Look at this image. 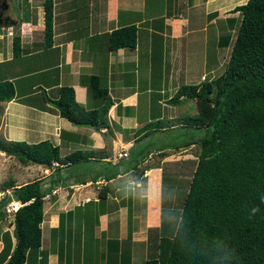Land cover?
Returning a JSON list of instances; mask_svg holds the SVG:
<instances>
[{"label":"crops","instance_id":"0c3cea01","mask_svg":"<svg viewBox=\"0 0 264 264\" xmlns=\"http://www.w3.org/2000/svg\"><path fill=\"white\" fill-rule=\"evenodd\" d=\"M241 1L52 0L53 34L46 45L44 0H0V80L11 81L15 89L11 99L0 101V137L50 139L62 154L75 149L107 152L58 169L0 149V199L12 191L1 185L6 181L20 185L41 178L49 188L41 244L27 251L23 264H132L157 254L161 222L174 218L170 210L163 218L162 207L177 205V171L179 165L195 162L196 153L189 151L196 144L160 148L168 143L160 144L159 137L158 145L138 155L136 149L148 147L145 142L154 134L136 142V131L159 111L175 117L166 114L177 111L184 99L178 104L165 100L180 84L193 83L176 81L184 66L193 64L189 52L197 48L199 53L203 46L204 66L222 64L221 50L230 52V32L241 19L232 8ZM130 24L136 26L135 46L109 49L107 34ZM15 36L18 54L13 52ZM196 38L202 40L199 46ZM210 46L214 54L207 58ZM93 76L100 77L113 99L109 125L100 129L71 122L50 100L59 86L68 84L77 100L95 105L88 96ZM2 209L0 251L5 235L11 249L16 241L13 218Z\"/></svg>","mask_w":264,"mask_h":264},{"label":"trees","instance_id":"16d2710c","mask_svg":"<svg viewBox=\"0 0 264 264\" xmlns=\"http://www.w3.org/2000/svg\"><path fill=\"white\" fill-rule=\"evenodd\" d=\"M232 9L240 11L241 19L223 71L180 84L165 100L178 104L192 98L196 111L172 118L161 116L159 111L136 131L138 142L147 135L178 129L190 136L182 141L173 139L160 148L179 149L195 143L199 150L180 206L162 207L163 218L169 210L174 218L161 222L157 254L132 264H264V0H246ZM52 34L53 3L44 0L46 45L51 43ZM136 35L133 24L116 27L107 34L108 47H134ZM13 52H20L16 36ZM99 78L93 76L88 87V96L97 102L93 106L77 100L72 85L59 86L57 96L50 99L59 114L76 124L107 127L113 99ZM14 94L13 83L0 80V101ZM0 149L24 161L56 165L58 169L107 153L75 149L62 154L60 146L50 139L27 142L1 137ZM149 149L138 148L136 153L143 155ZM1 185L12 188L0 199L4 212L11 199H19L22 205L14 212L15 244L11 249L10 237L5 235L0 259L8 255L5 264H23L27 251L41 244L44 195L49 188L43 186L41 178Z\"/></svg>","mask_w":264,"mask_h":264},{"label":"rangeland","instance_id":"374dc122","mask_svg":"<svg viewBox=\"0 0 264 264\" xmlns=\"http://www.w3.org/2000/svg\"><path fill=\"white\" fill-rule=\"evenodd\" d=\"M246 1V0H245ZM244 1H241V3ZM212 7V4L210 5ZM200 24L203 22L202 18H199ZM240 22V20H239ZM199 24V25H200ZM236 28L233 32H230L231 34H233L235 36V32H236ZM202 35V34H201ZM213 38H210V45H212L211 40ZM201 39L200 38H196L194 39V42L198 44V46L201 44ZM213 48V45H212ZM204 47L202 46V49L200 50L199 53H197V50L199 51V49L195 48L193 52H189V54L192 56V66H184V69L182 70V72L180 73L181 76L178 78V80H176L178 83L179 82H183V81H191V82H195L198 81L200 79H202L203 77L205 78H211L213 76L218 75L219 73H221L225 67V63L227 61V56L229 52V49L224 48L223 50H221V54L219 55V58L221 59L222 64L221 65H217V66H204L203 63L201 62V60L206 57V53L203 51ZM212 53L214 54V51L211 50V46L208 49V55L207 58H209ZM191 75V76H190ZM203 76V77H201ZM177 82H175V86H177ZM177 111H173V109L170 110V112H167V116L169 115L168 113H170L172 115V113H175L174 115H178V114H185V113H193L196 111V104L194 103V100L191 99H184V101H182L180 103V105L177 107ZM181 108H186L187 110H183ZM180 109V111H179ZM179 111V112H178ZM148 136V135H147ZM190 135H186L183 134L181 131H165L164 133H161L160 135H156V133H154L153 137L150 140H147L145 143L147 144L148 147L150 148H154L156 145H158V138L160 137V144L161 143H167V142H172L173 139L177 140V141H182L184 139H187ZM18 140V139H17ZM191 151H194V154H197V151L199 150L198 145H194L193 147L190 148ZM187 152V151H186ZM193 161H195L196 159L193 158ZM194 165L195 162H193V164H187V165H179L180 167L178 168L177 171V179H176V186H177V198L175 199V202L177 205L176 206H180V202L183 200L185 193L188 189V185H189V181L192 175V171L194 169ZM40 169L42 168L41 165L39 167ZM179 174V175H178ZM61 198H65V196L61 197ZM171 199V198H170ZM65 200H63L64 203ZM78 201V198L74 199V202ZM69 202L68 200L65 203V206H68ZM49 210V209H48ZM158 231V230H157Z\"/></svg>","mask_w":264,"mask_h":264},{"label":"built area","instance_id":"2783aa9c","mask_svg":"<svg viewBox=\"0 0 264 264\" xmlns=\"http://www.w3.org/2000/svg\"><path fill=\"white\" fill-rule=\"evenodd\" d=\"M21 205H22V202L19 199H11L6 205V210L8 212V215L14 218V212Z\"/></svg>","mask_w":264,"mask_h":264},{"label":"clouds","instance_id":"9594fccd","mask_svg":"<svg viewBox=\"0 0 264 264\" xmlns=\"http://www.w3.org/2000/svg\"><path fill=\"white\" fill-rule=\"evenodd\" d=\"M256 211H259V209H253V214H255Z\"/></svg>","mask_w":264,"mask_h":264}]
</instances>
